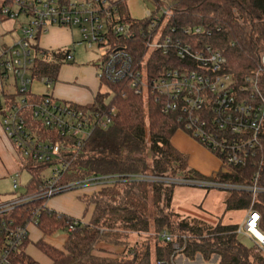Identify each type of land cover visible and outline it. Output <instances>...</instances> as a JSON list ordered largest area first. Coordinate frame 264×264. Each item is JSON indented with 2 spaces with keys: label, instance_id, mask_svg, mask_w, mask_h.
Listing matches in <instances>:
<instances>
[{
  "label": "built area",
  "instance_id": "2783aa9c",
  "mask_svg": "<svg viewBox=\"0 0 264 264\" xmlns=\"http://www.w3.org/2000/svg\"><path fill=\"white\" fill-rule=\"evenodd\" d=\"M173 15L171 6L157 2L153 10H144L141 16L129 12L131 20L127 21L118 0H0V20H18L16 28L20 32L11 44L0 40V124L15 153L23 159L47 164L41 173L39 190L27 191L29 179L16 199L0 203V264H12L29 236V226L36 224L37 214L48 208L52 197L70 190L112 187L133 181L249 192L251 203L236 232L248 235L256 249L264 253V233L259 229L261 216L253 206L256 194L264 193L257 174L244 184L195 179L184 173H108L65 180L79 148L96 128L106 129L111 124L116 109L105 103V107L89 109L57 100L51 93L53 80L31 74L40 54L36 51L40 48L39 37L53 26L78 29L81 38L74 44L105 47L96 67L97 79L126 82L136 94L153 96L162 113L176 115L178 130L214 154L222 167L243 166L247 157L260 147L264 99L257 87L258 72L237 84L224 72L223 54L206 43L211 30L202 24L177 25ZM134 33L145 40V53L140 59L134 58L131 49L113 47L110 41ZM156 54L163 59L158 68L154 64ZM71 59L72 53L68 51L64 62ZM260 69H264V54ZM34 81L45 89L37 98L31 94ZM4 87L8 88L9 96L3 94ZM37 125L44 134L38 133ZM50 136L60 140L52 141ZM21 166L31 174L24 164ZM46 169L49 173H45ZM18 175L19 171L14 173L13 190L18 188L15 179ZM33 200H39L40 206L26 223L20 224L9 215L17 206ZM72 230L70 225L66 232ZM158 237L163 242H172L173 252L169 260H158L155 264H174L175 251L182 249L177 236L162 231Z\"/></svg>",
  "mask_w": 264,
  "mask_h": 264
},
{
  "label": "trees",
  "instance_id": "16d2710c",
  "mask_svg": "<svg viewBox=\"0 0 264 264\" xmlns=\"http://www.w3.org/2000/svg\"><path fill=\"white\" fill-rule=\"evenodd\" d=\"M164 1L173 9L172 20L177 25L202 24L211 30L206 43L223 54L226 60L224 72L230 74L237 84H241L246 76H254L258 72L257 87L264 99V69H260L264 54V0ZM154 2L161 3L160 0ZM118 3L124 19L130 21L126 0H118ZM142 24L145 26L146 23ZM110 41L113 47L131 49L135 59H140L145 53V40L139 34L116 37ZM37 50L41 55H37L31 74L34 77H50L54 83L69 49ZM154 58L157 68L161 67L162 57L156 54ZM101 86H105L106 91L97 92L93 102L83 107H105L104 99L111 92L108 105L115 107L116 114L106 129L96 128L79 148L65 180L108 173H184L190 178L201 176L185 169L186 157L171 144V138L178 130L174 113H162L160 103L153 96L136 94L126 82L101 81ZM3 94L9 96L5 91ZM37 126L38 133L44 134L45 131ZM51 140L60 139L51 137ZM260 142V147L247 157L243 166L226 167L225 170L221 167L214 174L208 177L202 175L200 179L244 184L257 174L259 184L264 186V130ZM16 155L32 174L26 184L27 191L39 190L42 187L41 173L47 164L23 159L18 153ZM174 187L167 183L133 181L117 183L112 187L88 188L91 192L80 196L87 206H91L87 221L81 222L53 209H41L34 225L41 237L34 242V246L50 264H155L158 260H169L173 252L172 242H163L158 237L166 231L177 236L184 258L192 264L196 259H199L198 264H264L263 252L254 245L247 247L239 241L237 224L218 221L211 226L174 212ZM250 203L249 192L226 191V211L246 209ZM39 206L40 201L33 200L17 206L9 215L24 224ZM253 206L260 213L259 229L264 233V193L256 194ZM70 225L73 230L67 232L61 247L44 240L45 236L66 232ZM150 225L155 233L153 246L149 242L126 246L122 251L124 255L113 260L92 254L98 239L110 235L117 239L118 234L109 232L115 227L141 233L147 232ZM104 229L110 230L104 232ZM28 239L29 236L14 255L12 264H40L25 251Z\"/></svg>",
  "mask_w": 264,
  "mask_h": 264
},
{
  "label": "crops",
  "instance_id": "0c3cea01",
  "mask_svg": "<svg viewBox=\"0 0 264 264\" xmlns=\"http://www.w3.org/2000/svg\"><path fill=\"white\" fill-rule=\"evenodd\" d=\"M16 22H18V20H0V40L3 44H11L19 37L20 32L16 28ZM38 45L40 48L48 51H59L62 49L64 50V48L71 51L70 47L74 45L72 29L53 26L39 37ZM101 87V82L96 77V68L94 65H81L77 63L75 61L74 53H72V59L64 62L60 66L56 81L52 85L51 93L57 100L68 102L75 106H87L93 102L96 93L101 91ZM31 92V94L37 98L45 92V89L41 83L34 81L31 85ZM0 131L3 135H5L1 124ZM171 144L178 151L186 154L188 156L189 167L203 176L208 177L222 167L221 162L214 154L210 153L202 145L190 138L181 130H177L173 134ZM13 153L15 155V159L20 162L14 150ZM18 162H13L14 167L12 166L10 169L5 167L3 175L11 172L14 174L17 171H20L22 166H18ZM90 192L91 191L89 189H83L60 194L61 196H55L49 199L48 208L79 219L81 222H85L91 213V206H87L80 199V196ZM225 195L226 193L222 196V209L218 212L221 216L217 219V221H212L211 226H214L218 221L222 224L237 225L243 222L246 213L245 209L240 210L243 212V218L240 223H233L228 220L225 222L222 221V217L225 214L234 211L225 210ZM214 196L218 195H216L213 191L208 192V190L203 191L188 186L174 187L172 193V209L174 212L183 217L193 218L204 222L203 220L208 218L199 211L195 210L194 207L199 206L203 207L206 212L211 211L214 208ZM31 234H34L33 237ZM67 235V232L63 231L59 234L55 233L51 236H45L44 240L53 246L61 247L66 240ZM40 237L41 233L39 230L34 225H30L29 239L28 244L25 247V251L40 264H50L49 260L34 246V242Z\"/></svg>",
  "mask_w": 264,
  "mask_h": 264
},
{
  "label": "rangeland",
  "instance_id": "374dc122",
  "mask_svg": "<svg viewBox=\"0 0 264 264\" xmlns=\"http://www.w3.org/2000/svg\"><path fill=\"white\" fill-rule=\"evenodd\" d=\"M160 1H161V4H166L164 0H160ZM127 6L132 16H141L144 10H147V9L153 10L154 1L152 0H128ZM72 38L74 41H78L81 38V35L78 29L76 28L72 29ZM70 50L72 51V53H74L75 61L77 63L81 65H94V67L96 68L98 63L101 60V56L105 52V47L103 46L100 47L95 44H93L91 47H86L85 45H82V44L81 45L74 44L73 46L70 47ZM3 91L8 93L9 90L8 88L4 87ZM101 91H106V87L102 86ZM111 98H112V93L109 92L108 95H106L104 99V103L108 105L111 101ZM0 122H1V114H0ZM175 150L181 153L176 148ZM183 155L186 157L185 159L186 168L185 169L187 171L188 169L193 170L192 168L189 167L188 156L186 154H183ZM15 161L18 162V160L15 159V155L12 149V144L10 140L5 135H3L0 131V203L8 202L13 199H16L17 196L23 192L24 184L30 179L31 174H29V172H26V169L21 168V170L19 171V175L15 177L18 183V188L15 190L12 189L11 185H12V180L14 179V174L11 172V173H7L3 175V171L5 167L9 169L12 168L13 162ZM18 166H21L20 162H18ZM224 169H226V166L222 167V170ZM45 173H49V169H46ZM196 177L195 179H200L202 178V175L196 176ZM203 177H206V176H203ZM203 180H206V178H203ZM178 186L180 187V186H188V185H177L175 187H178ZM188 187L197 188L203 191L208 190V192L213 191L216 193V195H218V196L213 197L214 208L211 211L206 212L203 207H199V206L194 207L195 210L199 211L200 213H202L204 216L208 218L206 220H203L204 223L208 225L209 224L212 225V221L214 220L217 221V219L221 216V214H218V212L220 209H222L221 208L222 207V196L223 194L226 193V191L221 190L220 188H205V187H200V186H188ZM73 191L75 190H70L67 192H73ZM56 196H61V195L59 194ZM242 218H243V212L240 210H234L228 214H225L222 217V221L225 222L226 220H228L233 223H240L242 221ZM108 230L110 229H104V232ZM109 232H111V234L116 233L119 236L117 237V239H115V237L112 238L111 237L112 235L107 236V237L103 236L102 238L98 239V241L95 242L94 244L92 254L113 260V259H117L124 255V252L122 251L126 246L130 247L135 244L137 246H140L141 244H145L146 242H149L151 246H153V242L155 241V233L151 225H150V229L147 232H141V233L131 232L127 229L116 228V227L110 230ZM59 233L61 232H57V234ZM33 235L34 234H31L32 237ZM237 238L239 239L241 243H243L247 247L253 245V241L248 235L237 234ZM173 262L174 264H192L184 258V252H182L181 250L175 251L174 256H173ZM197 262H199V259H196L194 263L198 264Z\"/></svg>",
  "mask_w": 264,
  "mask_h": 264
}]
</instances>
